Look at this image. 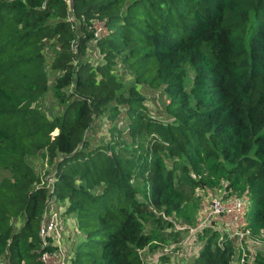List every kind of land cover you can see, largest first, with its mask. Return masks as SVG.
<instances>
[{
	"label": "trees",
	"instance_id": "obj_1",
	"mask_svg": "<svg viewBox=\"0 0 264 264\" xmlns=\"http://www.w3.org/2000/svg\"><path fill=\"white\" fill-rule=\"evenodd\" d=\"M74 10L70 20L62 0H0V264L58 252L39 236L50 199L73 218L65 264H144L178 243L190 225L184 188L245 196L247 226L264 230V0H75ZM149 88L161 111L144 104ZM47 92L50 116L37 105ZM202 237L187 264L231 263L228 236Z\"/></svg>",
	"mask_w": 264,
	"mask_h": 264
},
{
	"label": "built area",
	"instance_id": "obj_2",
	"mask_svg": "<svg viewBox=\"0 0 264 264\" xmlns=\"http://www.w3.org/2000/svg\"><path fill=\"white\" fill-rule=\"evenodd\" d=\"M62 2L66 6L68 19L74 20L75 0H62ZM99 34H100V27H96L95 35L99 36ZM51 181L52 180L50 179L48 181V184H51ZM194 190L198 197L205 196V201H204L205 211L203 212V220L197 223L194 227H189L187 231L189 235L187 236L186 239L183 240L193 241L195 235L198 232H201L202 229L206 227H212V229H214L215 228L213 227L214 223L222 222L224 218H227L232 213H235L238 215V219H236L233 223H225L227 226V228L225 229V233H221V232L220 233L221 235L228 236L232 240L234 260L236 261V264H252L253 257L256 252L261 251L264 253V230L259 229L258 231L253 232L247 226L245 215L244 218L241 216L243 207L245 209V201H246L245 196H238L236 194L226 193L224 189H215L206 185L196 186ZM53 200L54 199H50L49 203ZM51 210H54V207L52 206L51 208H49V204H48V206L43 211V216L39 231V236L42 239V246H45L47 244L48 242L47 237L51 236L52 233L56 230L57 221L55 219H57V213L54 212L55 210L54 211ZM176 228H184V227L176 226ZM51 237L53 238L54 241H57V238H55L54 236ZM248 238L251 239L255 247L260 249L258 251H254L252 255H248V253L246 252L243 246L244 240ZM166 246L168 247V249H166L165 251L162 250L163 252H160V254L161 253L170 254L171 255L170 258H172L171 261H173V259H175L176 257L178 258L181 257L180 255L182 254V252H180V250L182 247H185L186 245L182 244V239H181L178 243H169L166 244ZM57 254L54 255L53 257H50V253L47 252V250H43L40 259L44 264H46L48 261L54 258L56 261H53L52 264H55L57 263L58 260L63 259L62 251L57 252Z\"/></svg>",
	"mask_w": 264,
	"mask_h": 264
},
{
	"label": "rangeland",
	"instance_id": "obj_3",
	"mask_svg": "<svg viewBox=\"0 0 264 264\" xmlns=\"http://www.w3.org/2000/svg\"><path fill=\"white\" fill-rule=\"evenodd\" d=\"M95 27H100V33L103 32L102 26L100 24H96ZM160 89H156V88H149L144 90L143 95L145 98V102L144 104L146 105V107L150 110V111H161V107H162V101L160 99ZM37 105H39L41 107V110L45 111L47 113L48 116H50V114L48 113L50 110L55 111L58 108L57 102L52 98L50 92L45 93L41 99L38 100ZM162 116H164L165 118L166 113L163 112L162 114H160ZM105 128L100 129L99 132H97V135L101 134V133H105ZM56 133V131L54 130L53 132H51V136L54 135ZM30 162L33 164V166L35 167V171L40 175V176H44L46 175L48 177L49 173L53 170L51 168L52 165H50L49 163H47L46 161L48 160L47 158H42L40 153H36L34 155L30 156ZM47 172V174H46ZM49 179H51L52 177H48ZM195 188V187H194ZM184 195H185V204H184V215L187 216V218L190 219V225L187 223L188 229L189 227H194L197 223H199L201 220H203V212L205 211L204 209V201H205V196H200L198 197L195 190L194 189H189V188H184ZM219 191V190H216ZM221 193V191H220ZM57 202L51 201L49 203V208H51L52 206H54V211L55 213H57V219H55L57 221V226H56V230L52 233L51 236H54L55 238H57V241H53V245H55L58 248V252L59 251H64L65 249V245H67L70 242V238H68L67 234H70L69 228L73 227V218L69 215L67 216L65 219L63 217H61V212L63 211V207H57L56 205ZM253 201L250 200L249 202V213H252V209H253ZM244 209V207H243ZM242 209V214L241 216L244 218V210ZM181 216L180 219H175V228L177 227H186V222L182 223L183 221L181 220ZM62 219L64 221H62ZM236 219H238V215L235 213H232L231 215H229L227 218H224L222 220V222L219 223H214L215 227L214 229H217L218 231H220L221 233H225V229L227 228L225 223H233ZM245 220V219H244ZM210 228L212 229V227H206L204 229L201 230V232H198L195 235V239L193 238L192 240H183L186 239L187 236L189 235L188 232H186L183 235L182 238V244L186 245L185 247H182L180 252H182V254L180 255L183 259H179L178 257H176L175 259L172 260V258H170V262L168 263H173L175 262V264H177V262H179L180 264H187L188 260L191 259V257H193V255H195V253L198 252L200 246L202 245V242L204 240L203 236V232L207 231V229ZM64 230V232L61 231ZM50 237V236H49ZM243 246L246 250V252L248 253V255H252V253H254V251H258L260 250L259 248L255 247L253 245V242L251 241L250 238L245 239L243 242ZM166 249H168V247L166 246V243L163 244L162 248H159L158 252L155 253H146L144 254V264H157L159 263L158 261V256L160 254V252L165 251ZM163 250V251H162ZM50 257H53L54 255H56V252H50ZM58 255V254H57ZM65 258L64 253H63V259ZM58 260L57 263L55 264H65V260ZM50 260V259H49ZM52 260V261H51ZM50 261H48L46 264H52L53 261H56L54 258H52ZM231 264H236V261L232 260Z\"/></svg>",
	"mask_w": 264,
	"mask_h": 264
}]
</instances>
